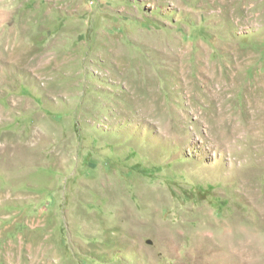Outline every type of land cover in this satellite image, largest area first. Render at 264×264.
<instances>
[{
  "label": "rangeland",
  "instance_id": "rangeland-1",
  "mask_svg": "<svg viewBox=\"0 0 264 264\" xmlns=\"http://www.w3.org/2000/svg\"><path fill=\"white\" fill-rule=\"evenodd\" d=\"M0 264H264V0H0Z\"/></svg>",
  "mask_w": 264,
  "mask_h": 264
},
{
  "label": "bare ground",
  "instance_id": "bare-ground-1",
  "mask_svg": "<svg viewBox=\"0 0 264 264\" xmlns=\"http://www.w3.org/2000/svg\"><path fill=\"white\" fill-rule=\"evenodd\" d=\"M255 225H257V224H255ZM252 226H253V224H252ZM257 226H255V228H252L251 229V227L249 228L250 229V231L248 232V233H246L247 234V236H246V238H247V241H253V242H256V241H258L259 240V238H260V234H259V232H258V230H257V228H256ZM258 228H260L259 226H258ZM241 230V229H240ZM245 235V234H244ZM211 238V237H210ZM219 239V238H218ZM222 240V239H221ZM227 241V240H226ZM243 241V240H242ZM242 243H244V242H242ZM248 251V250H247Z\"/></svg>",
  "mask_w": 264,
  "mask_h": 264
}]
</instances>
